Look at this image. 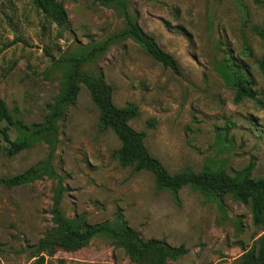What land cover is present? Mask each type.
<instances>
[{"label":"rangeland","instance_id":"rangeland-1","mask_svg":"<svg viewBox=\"0 0 264 264\" xmlns=\"http://www.w3.org/2000/svg\"><path fill=\"white\" fill-rule=\"evenodd\" d=\"M59 1L66 27L32 0H0V100L23 125L44 121L62 93L70 65L61 59L108 41L83 69L104 73L118 106L140 107L130 123L147 132L150 152L170 172L235 175L252 165V174L264 177V0ZM126 8L176 58L177 72L132 38L116 39L128 28ZM232 65L251 81L256 99L235 100ZM57 128L15 155L0 135V177L43 167L30 183L0 186V264H30L41 240L62 235L58 214L76 226L123 222L144 239L183 245L186 254L169 264H238L258 249L264 218L254 221L250 203L231 194L209 198L190 185L177 202L151 172L123 166L114 157L120 140L100 127L84 84ZM9 135L16 140L23 132L13 126ZM43 253L47 264H137L106 235L77 250Z\"/></svg>","mask_w":264,"mask_h":264},{"label":"trees","instance_id":"trees-1","mask_svg":"<svg viewBox=\"0 0 264 264\" xmlns=\"http://www.w3.org/2000/svg\"><path fill=\"white\" fill-rule=\"evenodd\" d=\"M110 3L116 0H95ZM127 6L128 0H120ZM32 2L49 18L60 27H66L68 13L65 6L59 0H32ZM128 28L117 35L116 39L130 37L138 42L144 50L160 62L163 66L178 71L179 65L176 58L163 50L155 38L146 33L137 20L133 18L126 8ZM18 40V39H16ZM109 42L92 44L80 55L71 56L66 60L70 65L66 76V83L57 100L49 106V112L41 123L23 125L0 100V135L8 142L5 147L9 155H15L29 148L34 140L56 135L57 123L66 113L70 105L77 99L80 84H84L99 109V125L104 129H111L120 140V147L114 151V157L123 166H132L136 171L146 170L153 174L159 189L169 190L175 200L179 202V191L182 187L190 185L209 198H222L231 194L236 199L250 203L253 218L256 223H261L264 218V177H256L252 174V165L244 168L235 175L217 172L213 168H206L202 172L184 169L178 172H170L165 164L154 156L145 143L147 132L137 130L130 121L139 117L140 107L134 103L118 106L113 100L114 86L109 84L102 71L93 72L84 70L83 67L90 63L98 54L107 49ZM259 67L264 73V58ZM236 69L233 85L236 88L235 100L242 101L244 98L256 99V92L252 88L251 81ZM148 125L154 127L156 119L150 118ZM18 127L23 136L12 140L9 135L11 127ZM43 170L41 166H33L23 173L14 176L0 177V186L9 188L21 186L32 182L40 176ZM61 223L62 235L59 238H44L40 241L37 249L33 252V261L30 264H47L43 253L48 248L52 252L59 249L73 251L86 246L97 235H106L123 247L137 264H169V261L186 254L183 245L173 246L168 242L158 239H144L138 230L132 229L121 222L113 226L110 222H102L94 225L76 226L72 221L63 219L58 214ZM238 264H264V236L261 237L258 249H250L245 252Z\"/></svg>","mask_w":264,"mask_h":264}]
</instances>
